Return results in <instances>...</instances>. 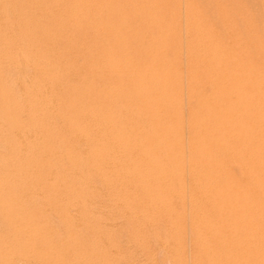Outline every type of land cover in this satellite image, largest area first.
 <instances>
[{"label":"bare ground","instance_id":"bare-ground-1","mask_svg":"<svg viewBox=\"0 0 264 264\" xmlns=\"http://www.w3.org/2000/svg\"><path fill=\"white\" fill-rule=\"evenodd\" d=\"M216 25L196 0H0V112L23 137L9 143L31 152L34 200L30 217L17 207L27 224L14 226L13 257L159 259L156 247L172 264H264V46ZM97 177L117 207L149 226L161 215L164 231L132 222L127 255L97 233L58 234L52 215L90 212Z\"/></svg>","mask_w":264,"mask_h":264},{"label":"rangeland","instance_id":"rangeland-1","mask_svg":"<svg viewBox=\"0 0 264 264\" xmlns=\"http://www.w3.org/2000/svg\"><path fill=\"white\" fill-rule=\"evenodd\" d=\"M213 1V2H212ZM224 1V2H223ZM241 1V2H240ZM255 1V3H256V1H257V3H260V4H255L254 2H253V0H252V2H250V0H222V1H220V0H196V2L203 8V10H204V12H206L208 15H210V16H212L213 14L215 15V17H216V19H217V25H216V28L217 29H220L221 30V32H222V34H224L225 33V35L227 36V38L230 40V39H232V38H229V34L231 35V37H232V35H233V37L235 36H238V33L239 32H243L244 34H246L247 35V40H249V39H251V40H249V44H251V46H249V47H251V49H253L254 48V45L255 44H257V42H262V45L264 46V43H263V40H264V0L262 1V0H254ZM259 1V2H258ZM219 2V3H218ZM220 2H221V4H220ZM225 2H227V4L225 3ZM237 2H238V4H237ZM248 3V4H247ZM253 4L252 6H253V8H251L250 9V6L251 5H249V4ZM261 3H262V5H261ZM229 4H230V6H229ZM232 4V5H231ZM255 4V5H254ZM204 5H206V6H204ZM219 5H221V6H219L220 8H218V6ZM227 7H226V6ZM236 5H237V7H236ZM238 5H242L241 7L239 6L238 7ZM243 5L248 9H246L245 7H243ZM235 6V8H233ZM251 6V7H252ZM256 8H255V7ZM223 7L224 8H226V9H229L230 7L231 8H233V9H231V10H227V12L225 11L226 9H223ZM243 7V8H242ZM259 7H261V8H259ZM223 9V10H222ZM239 9V10H238ZM244 9V10H243ZM253 9V10H252ZM221 11H223V14H225L226 16H225V18L224 17H222V15H220L221 14ZM231 11H233V12H231ZM239 11V12H238ZM240 11L242 12V16H241V14H240ZM248 11V12H247ZM220 12V13H219ZM231 12V13H230ZM226 13H228V15H229V17H231V18H229L228 17V15L226 14ZM230 13V14H229ZM235 13V14H234ZM246 13V14H245ZM231 14H233V16L231 15ZM231 15V16H230ZM247 15H249V17H246ZM259 15H261V16H259ZM224 16V15H223ZM238 18H237V17ZM227 17V18H226ZM235 17V19H233ZM245 17H246V20L247 19H249V20H247L248 22H245L246 20H245ZM252 17H253V19H252ZM230 19V20H229ZM252 19V20H251ZM225 20V21H224ZM239 20V21H238ZM225 22V24H224V22ZM228 21V22H227ZM230 21V22H229ZM241 21V22H240ZM236 22V23H235ZM237 22H239V24H237ZM227 23V24H226ZM230 23V24H229ZM249 23V24H248ZM229 24V25H228ZM233 24V25H232ZM237 24V25H236ZM248 24V25H247ZM256 24H257V26H256ZM227 25V26H226ZM232 25V26H231ZM238 25H240V26H238ZM247 25V26H246ZM228 26H230V27H228ZM244 26V27H243ZM253 26V27H252ZM233 29H232V28ZM235 27V28H234ZM240 27V28H239ZM246 27H248V28H246ZM227 28H229L230 29V31L232 32V33H230V31L228 32V30L229 29H227ZM232 29V30H231ZM236 29V32H237V34H236V32L234 31ZM244 29H245V31H244ZM248 29V30H247ZM238 30V31H237ZM243 30V31H242ZM261 30V31H260ZM233 31H234V34H236V35H234L233 34ZM248 31H249V33H248ZM252 31V32H251ZM259 31H260V33H259ZM259 33V34H258ZM250 35H252V37L250 36ZM260 35V36H259ZM262 35V36H261ZM237 38V37H236ZM235 38H233V40H234ZM252 39H254V40H252ZM256 39V40H255ZM232 41V40H231ZM235 41V40H234ZM31 70H30V68L27 70V73L28 72H30ZM29 74V73H28ZM54 120H56L55 118H54ZM3 122V123H2ZM4 123H5V121H4V119L1 117V112H0V141H4V143L5 144H3V143H1L0 142V162H1V168H0V172H2V174H0V176H3V177H0V181L1 182H3V183H1L0 182V186H1V189H0V206L2 205L3 206V204H1V203H4V205H6V206H4V207H0V239L1 240H4V241H1L0 242V244H2L1 245V247H0V264H38L36 261H28V260H26V259H20V257H17V256H19V255H17V256H15V257H13L14 255L13 254H11V253H14L16 250H15V248L14 247H16V246H13V243H14V245H16V241H17V238H18V234L20 233V232H18V230L20 229V228H17L16 229V227H18V226H20L21 224L20 223H18V225H17V221L18 222H25L26 224H27V222L25 221V219H24V215H22L21 213H22V208H27V217H30V215H31V212H33V204H34V200H33V198L31 199V197H29L30 195V192L28 191L29 190V188H30V185L31 184H29V182H30V180H29V178L27 177V176H29V174L27 173L28 172V170L25 168V167H28V164H30V155L31 154H27V153H31V152H28V151H30L28 148V150L26 151L25 149L26 148H24V146H22L23 145V143L22 144H16V146H15V144H14V146H13V144L12 143H9V141L10 140H13V139H15V138H19V137H22L21 135H19V137L15 134V135H13V133H11V132H9V131H7L5 128H3L4 127ZM3 124V125H2ZM6 127V126H5ZM4 130V131H3ZM2 131V132H1ZM8 135H10V136H8ZM34 135H38L37 133L36 134H33V136ZM4 136V137H3ZM13 136V137H12ZM15 136V137H14ZM17 136V137H16ZM24 136V138H26L27 136L26 135H23ZM36 137V139H37V136H35ZM35 137L34 138H31V139H35ZM5 138V139H4ZM9 138V139H8ZM11 138V139H10ZM23 138V137H22ZM22 138H20V139H22ZM8 139V140H7ZM7 140V141H6ZM8 142V143H7ZM8 144V147L6 146ZM22 146L21 148H20V146ZM37 145L39 146L40 144H38V141H37ZM3 146V147H2ZM41 146V145H40ZM8 148V149H6V148ZM10 147H11V149H10ZM13 147V148H12ZM14 148L15 149H17L16 151L14 150ZM22 148H24V149H22ZM5 149V150H4ZM10 149V150H9ZM22 149V150H21ZM2 150L4 151V152H2ZM6 150H8L7 152H5ZM13 150V151H12ZM23 152V153H21L20 154V152ZM25 150V151H24ZM2 152V153H1ZM18 154V156H17V154ZM27 152V153H26ZM3 153H5V156H4V154ZM6 154H10V155H6ZM13 154V155H12ZM22 154H26L25 156L24 155H22ZM14 155H16V158H14ZM23 157H22V156ZM7 156V157H6ZM11 156V157H10ZM5 157H6V160H8L9 162H10V160H11V162L9 163L8 161L7 162H5V163H3L4 161H6V160H4L5 159ZM21 160H20V159ZM27 158H29L28 160H26ZM14 159H16V160H13ZM3 160V161H2ZM19 160V161H18ZM24 160V161H23ZM15 161L17 162V164H15ZM23 162V163H20V162ZM27 161V162H26ZM29 161V162H28ZM3 163V164H2ZM19 163V164H18ZM5 164V165H4ZM12 164H14L13 166H12ZM21 164L23 165V164H27V165H23L22 167H20L21 166ZM17 167H16V166ZM2 166L3 167H5V168H2ZM9 166H10V168H9ZM25 166V167H24ZM13 167H15V168H13ZM24 167V168H23ZM16 168H17V172H14V171H16ZM23 168V169H22ZM5 169V170H4ZM3 170V171H2ZM8 170V171H7ZM10 170V171H9ZM14 172H12V171ZM20 170V171H19ZM21 170H23V171H21ZM25 170V171H24ZM4 172H5V174H4ZM9 172H10V174H9ZM23 172V173H22ZM13 173V174H12ZM19 173H21V174H19ZM16 176H15V175ZM28 174V175H27ZM18 175H19V177H18ZM22 177H21V176ZM24 175H26V176H24ZM9 178H8V177ZM11 176V177H10ZM14 177V178H13ZM25 177H26V181H25ZM5 178V179H4ZM7 178H8V180H7ZM10 178H12V180L10 179ZM24 178V179H23ZM15 179V180H14ZM23 179V180H22ZM99 179V180H98ZM5 180V181H4ZM14 180V181H13ZM29 180V181H28ZM10 181L13 183V184H11L10 183ZM18 182V183H16L17 185L16 186H11V185H15V182ZM22 181V182H21ZM79 181H81V182H78V184L77 185H79V187H82V188H80L81 190L83 189V188H85V191L89 194V187L90 188H93V186L91 185L92 184V181H91V183H89L88 181H85L84 182V180H82V179H79ZM99 181H101L100 180V178H96L94 181H93V185L94 184H96L95 185V187L98 189V187H99V193H98V195H97V198L96 199H98V202H97V200L95 199V197H92V199L89 201V199H87V201H89V202H91V203H94L95 205H94V208H92V210L91 211H93V212H87V213H80V212H77V211H75L74 212V210H68V212L67 213H65V214H62L61 216L59 215V216H54V215H52V217L55 219V221H54V224H53V228L55 227V229L54 230H56L57 231V233L58 234H60L61 236H62V233H59V232H61V231H63V235H65V233H66V231H67V229L68 230H75V231H77L78 233H80V234H87L88 232H90L91 234H93V236L95 235L96 236V233H97V236L99 237V235H101V236H103V237H106V238H108L109 240H112V241H116L117 243H119L120 244V249H121V251H122V253L123 254H126L127 255V253H129V250H132L134 247L133 246H131V245H133V241H131V239H130V229H131V223L133 222L134 224H138V225H141V226H143L144 225V227H148L149 228V233H155V232H162V231H164V229H163V226H161V225H159L157 222H159L158 220H159V218L161 217V215H156L155 216V220L156 221H153L152 222V224H151V226H149L148 225V220H144L143 219V217L141 216V215H138V214H134V213H130V212H128V209L125 207V206H123V207H117L118 206V203L117 202H113L111 199H110V196H109V198H108V191H107V189L106 188H104V186H103V184H101V182H99ZM9 182V183H8ZM26 182H28V183H26ZM96 182V183H95ZM19 183H21V184H19ZM25 183V184H24ZM31 183V182H30ZM80 183H82V184H80ZM87 183H89V184H87ZM3 184V185H2ZM4 184H6V185H4ZM10 184V185H9ZM24 186H23V185ZM85 184V185H84ZM99 184H100V186H99ZM22 185V186H21ZM82 185V186H81ZM89 185V186H88ZM98 185V186H97ZM2 186H4V187H10V188H12V189H10V192H9V190H7L8 191V193H7V191H5L7 188H4V187H2ZM25 186H29V187H27L28 188V190H27V188L25 187ZM86 186H87V188H86ZM92 186V187H91ZM102 186V187H101ZM117 186V185H116ZM95 187H94V189H95ZM5 189V190H2V189ZM19 188H20V190L21 191H19ZM24 188H26V189H24ZM101 188V189H100ZM103 188H104V190H103ZM117 188V187H116ZM16 191H14V190ZM106 189V190H105ZM1 190H2V192H1ZM97 190V191H98ZM4 191V192H3ZM13 191V192H12ZM28 192V193H26V192ZM102 191V192H101ZM107 191V193H105ZM17 192H19V193H17ZM101 192V193H100ZM4 193V194H3ZM11 193H13V196H11L10 194ZM15 193H16V197L14 196L15 195ZM21 193H22V195H21ZM24 193V194H23ZM102 193H104L103 195L104 196H106V197H104L103 195H102ZM20 194V195H19ZM26 194V195H25ZM101 194V195H100ZM6 195H9V196H7V198L6 197H4V196H6ZM25 196V197H24ZM102 196V197H101ZM3 197V198H2ZM9 197H12V198H14L13 200H11L12 198H9ZM19 197H21V199H19ZM22 197H24V198H22ZM28 197H29V200H28ZM103 197H104V199H103ZM18 198V199H17ZM27 200H26V199ZM8 199V200H7ZM23 199H25V200H23ZM94 199L96 200V201H94ZM100 199V200H99ZM17 200V203H15L16 205H14V203L13 202H15ZM19 200V201H18ZM21 200H23V201H21ZM31 200H32V202H33V204H32V202H31ZM4 201V202H3ZM6 201V202H5ZM8 201V202H7ZM20 201H21V203H20ZM25 201H26V203H28L27 205H29V206H31V207H28L27 205H24V203H25ZM7 203V204H6ZM11 203V204H10ZM18 203H19V205H18ZM25 203V204H26ZM30 203V204H29ZM99 205H98V204ZM8 204H10V205H13V207L12 206H10V205H8ZM109 204V205H108ZM21 205H23V207L21 208ZM8 206H10L11 208H9ZM16 206V207H15ZM17 207H20L21 208V210H20V208L17 210ZM13 208V209H12ZM16 208V209H15ZM29 208V209H28ZM32 209V211H31V209ZM11 209V213L12 214H14V215H12L13 217L15 216V214L16 213H14V211L15 212H17V218L15 219V217L14 218H12V216L10 215V210ZM15 209V210H14ZM95 209V210H94ZM124 209V210H123ZM4 210V211H3ZM17 210V211H16ZM20 210V211H19ZM6 211V213H4ZM19 211V212H18ZM29 211V212H28ZM96 211V212H95ZM21 212V213H20ZM70 212V213H69ZM98 212V213H97ZM18 213H20L21 214V217H23V218H21L20 216H18L19 214ZM76 213V214H75ZM6 214V215H5ZM24 214V213H23ZM69 214V215H68ZM80 214V215H79ZM89 214L91 215L90 217H89ZM29 215V216H28ZM68 215V216H67ZM86 215V216H85ZM26 216H25V218H26ZM80 216H83V217H80ZM8 217H10L9 219H14V220H10L9 221V219H8ZM20 217V218H19ZM92 217V218H91ZM141 217V218H140ZM66 218V219H65ZM70 218H72V220H74V221H72ZM81 218V219H80ZM3 219V220H2ZM8 219V220H7ZM19 219H20V221H19ZM63 219V220H62ZM88 219V220H87ZM94 219H96V220H94ZM137 219V220H136ZM67 220H71L72 222L70 223V222H68ZM5 221H8V222H6L5 223ZM13 221V222H12ZM14 221L16 222V224H14L13 225V223H14ZM61 221H63V222H61ZM65 221V222H64ZM81 221V222H80ZM88 221V222H87ZM10 222V223H9ZM94 222V223H93ZM56 223V224H55ZM71 225H70V224ZM147 223V224H146ZM20 224V225H19ZM25 224V225H26ZM69 224V225H68ZM75 224V225H74ZM87 224V225H86ZM88 224L89 225H95L96 226V229H91L90 231H89V229H88ZM158 224V225H157ZM16 225V227H14ZM57 226H58V229H56L57 228ZM64 226V227H63ZM72 226H74V228L72 227ZM13 228H15L14 229V231H13ZM67 228V229H66ZM159 228V229H158ZM2 229V230H1ZM12 229V230H11ZM8 230V231H7ZM59 230V231H58ZM61 230V231H60ZM79 230V231H78ZM2 231V232H1ZM12 231V232H11ZM16 231V232H15ZM15 232V233H14ZM4 233H5V235H4ZM10 234V235H8V234ZM16 234V238H14L15 239V241H13L14 239L12 238V236H14L15 237V235H11V234ZM99 233V234H98ZM3 235V236H2ZM7 235L10 237V239H12L11 241H13L12 243H9V241H8V238L9 237H7ZM4 236H6V237H4ZM4 238H6V240L4 239ZM97 238V237H96ZM9 239V240H10ZM6 241H7V244H12V245H7L6 244ZM129 241H130V244H129ZM128 242V243H127ZM4 244V245H3ZM6 245H7V247H6ZM9 246V247H8ZM13 246V247H12ZM131 246V247H130ZM3 247V248H2ZM5 247V248H4ZM129 247V248H128ZM155 247V246H154ZM7 248L9 249V250H7ZM10 248H13V250L11 249V251H10ZM4 249H6V250H4ZM155 250H157V251H155L156 252V254L158 255V258L160 259H145V257H146V253H142V251L141 250H138L139 252V254L137 253L136 254V259H104V261H103V259H80V261L77 263V264H88V262L87 261H89V262H92V261H94V262H98L97 264H102L103 262H108V264H154V263H156V264H163V262H165L164 264H172V262H171V260L172 259H162L161 260V254H160V251H158V248H154ZM15 250V251H14ZM1 251H3V252H1ZM13 251V252H12ZM6 252V253H5ZM11 255V259H13V260H15V261H13V260H11V259H8V260H5V255H8V253ZM127 252V253H126ZM1 253H2V255H1ZM144 256H143V255ZM10 255H9V257H10ZM13 255V256H12ZM3 258H4V261H1V260H3ZM15 258V259H14ZM139 259V260H138ZM92 260V261H91ZM132 260V261H131ZM169 260V261H168ZM85 261V262H84ZM160 261V262H159ZM4 262V263H3ZM11 262V263H10ZM82 262V263H81ZM87 262V263H86ZM102 262V263H101ZM110 262V263H109ZM167 262V263H166ZM169 262H171V263H169Z\"/></svg>","mask_w":264,"mask_h":264}]
</instances>
